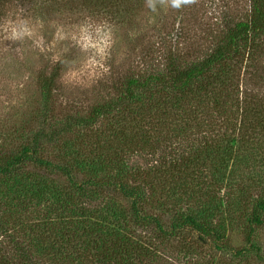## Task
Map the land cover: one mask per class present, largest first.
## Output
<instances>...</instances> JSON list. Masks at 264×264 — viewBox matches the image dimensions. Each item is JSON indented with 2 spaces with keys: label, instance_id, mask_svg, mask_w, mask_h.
Wrapping results in <instances>:
<instances>
[{
  "label": "rangeland",
  "instance_id": "obj_1",
  "mask_svg": "<svg viewBox=\"0 0 264 264\" xmlns=\"http://www.w3.org/2000/svg\"><path fill=\"white\" fill-rule=\"evenodd\" d=\"M249 1L179 0L174 7L172 0H36L29 7L11 8L2 24L27 21L33 36L13 41L0 31V154L15 155L41 122L45 134L59 132L66 119L86 118L94 107L117 101L126 78L163 68L167 57L180 62L203 57L225 22L248 14ZM112 5L119 7L117 13ZM239 62L234 102L225 114L234 112V128L225 126L223 110L208 106L199 110L207 111L205 121L216 125L210 135L203 127L186 132L189 137L184 138L175 126H168L142 138L131 122V128L128 125L130 113L138 111L130 104L116 108L95 126H76L60 134L54 144L37 151L42 159L70 168L67 160L73 158L78 164L83 159L89 169H105L110 177L112 169L132 187L147 191L149 185L157 197L161 190L166 209L154 203L143 212L157 217L167 231L179 215H197L200 204L194 200L209 196L212 216L206 222L219 241L193 231L161 238L149 226L130 225L134 242L144 254L150 253L142 264H264V214L252 235L251 244L258 250L240 257L230 251L249 247L245 236L252 204L264 195V153L248 155L236 145L245 102L264 99V58L261 68L246 59ZM56 69V91L44 112L39 75L49 76ZM63 148L69 157H64ZM180 159L185 160L182 166ZM176 162L180 170L174 169ZM84 169L82 165L74 171L80 180L89 177ZM49 186L69 192L62 176L30 163L8 177L0 176V259L13 261L18 245L34 261L53 256L50 244L56 237L51 231L64 213L53 206L46 193ZM36 191L43 196L36 197ZM78 198L86 206L98 203V208H111L113 200L128 215L130 201L96 194Z\"/></svg>",
  "mask_w": 264,
  "mask_h": 264
},
{
  "label": "trees",
  "instance_id": "obj_2",
  "mask_svg": "<svg viewBox=\"0 0 264 264\" xmlns=\"http://www.w3.org/2000/svg\"><path fill=\"white\" fill-rule=\"evenodd\" d=\"M35 2L36 0H0V24L6 20L11 8H25L34 5ZM249 4L248 14L240 21L225 22L224 31L220 32L211 50L203 57L187 62H180L176 57H167L163 68L145 70L139 76L126 78L123 93L117 101L94 107L86 118L66 119L63 130L59 132L45 134L43 129L45 123L41 122L43 126L20 146L15 155L0 154L1 177H8L30 163L44 171L59 174L69 186V192H60L54 186H49V190H46L49 198L54 201L53 206L64 213V219L60 224H55L58 228L51 231L56 237L50 244V252L53 256L45 255V259L34 261L18 245L13 249L16 252L14 260L0 259V264H142L146 258H150V253L144 254L130 233V225L139 224L149 226L161 238L174 236L181 231H193L209 235L216 242L219 241V234L206 222V219L212 216L207 208L210 199L207 194L194 200L200 204L198 209L201 211L197 215H179L167 231L157 217L143 212L144 207L147 205L150 207L154 203L159 210L166 209L162 204L163 198L160 197L161 190L157 197L154 191H150L149 185L145 189L147 191L132 187L113 174L112 169L110 177L105 169H89L83 163V159L78 164L73 158L67 160L71 165L70 168L67 165L54 164L42 159L37 156V151L54 144L60 134L69 132L76 126L83 129L95 126L116 108L122 105L128 107L130 104L138 111L134 114L130 113L132 116L128 120V125L131 128V122V129L139 133L142 138L166 130L168 126H175L176 132L181 134V137L185 136L184 138L189 137L186 132L203 127L210 135L216 131V125L213 121H205L207 111L199 110L200 107L208 106L218 111L223 110L221 115L225 118V126L234 128L236 124L232 114L234 112H229V117H225V114L230 110V102L232 105L234 102V93L237 90L235 71L240 63L239 60L252 61L255 68H261L260 61L264 58V0H250ZM114 6H111V11L117 13L119 7ZM57 76V69L49 76L40 72L38 85L44 112H47L52 104ZM251 102L255 107L249 105ZM238 125L239 139L236 145L248 155L264 153L262 147L264 99L251 97L247 104L245 102ZM145 140L141 142L145 143ZM212 141L214 140H210ZM64 152H66L64 157H69L67 148ZM180 161L179 165L182 166L185 160L180 159ZM176 164L177 162L173 165L174 169L180 170L179 165ZM82 165L85 167L82 173H86L89 177L80 180L74 175V171L79 172ZM89 194L111 195L112 199L118 197L122 201H130L128 215L119 208L118 202L113 200L111 208H98V203L88 204L89 206L81 204L82 201L78 197H86ZM35 195L38 198L43 196L39 191H36ZM263 214L264 195L252 204L249 220L251 226L245 236L249 247L238 251L230 250L235 257H240L249 250H258L251 242L254 227L261 226ZM35 245L43 247L38 240Z\"/></svg>",
  "mask_w": 264,
  "mask_h": 264
},
{
  "label": "clouds",
  "instance_id": "obj_3",
  "mask_svg": "<svg viewBox=\"0 0 264 264\" xmlns=\"http://www.w3.org/2000/svg\"><path fill=\"white\" fill-rule=\"evenodd\" d=\"M184 2L187 3L188 0H184ZM172 3L174 7L179 6V0H172ZM0 31L7 33L6 38L13 41L22 40L25 37L31 38L33 36V30L29 27L28 22L23 20L16 23L11 20L6 21L0 24Z\"/></svg>",
  "mask_w": 264,
  "mask_h": 264
}]
</instances>
